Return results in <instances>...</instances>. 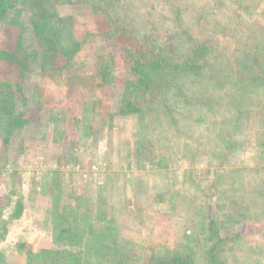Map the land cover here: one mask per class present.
I'll list each match as a JSON object with an SVG mask.
<instances>
[{
  "label": "rangeland",
  "instance_id": "1",
  "mask_svg": "<svg viewBox=\"0 0 264 264\" xmlns=\"http://www.w3.org/2000/svg\"><path fill=\"white\" fill-rule=\"evenodd\" d=\"M43 3L82 49L28 6L0 21L32 55L26 106L0 60V264H264V0ZM130 58L202 69L147 84Z\"/></svg>",
  "mask_w": 264,
  "mask_h": 264
},
{
  "label": "trees",
  "instance_id": "2",
  "mask_svg": "<svg viewBox=\"0 0 264 264\" xmlns=\"http://www.w3.org/2000/svg\"><path fill=\"white\" fill-rule=\"evenodd\" d=\"M30 7L34 10L35 15L33 17V25L34 29L39 33V35L47 41L51 47L49 52H59L62 53L66 57H72L75 54H78L82 45L80 43L72 42L69 47L63 45L60 34L61 32V23L66 22L65 19L61 18L53 9H47L44 7L43 0H0V21H3L10 13H14L16 17H21L23 15L24 7ZM12 23L16 26L19 25V18L14 19ZM32 55L29 50L24 46V38L23 36H19V39L15 45V48L11 52H2L0 51V60H3L7 63H10L15 69H17V81L14 88L15 99L18 100L23 106H26L29 102L28 96L25 94L23 89V82L26 78L27 73L30 72V59ZM47 59V58H46ZM131 60V69L140 78L145 81L147 84L156 83V81L162 75H165L166 72L171 69L172 74H181L182 71L186 70H198L200 71L202 67L195 66L193 61L185 62L183 64L171 63L169 60H143V59H135L130 58ZM195 74H199V72H195ZM122 116H137L145 114L144 110L135 103H129L125 106V108L121 111ZM14 122L22 127L26 124V121L22 116H18L14 118ZM22 206H20L16 212L15 217H20L22 214ZM100 250V249H99ZM103 252V249L100 250ZM216 249L212 250V260L215 263H218L217 257L215 255ZM55 255L57 259L53 260L55 264H66L62 260H65L70 257H73L74 261L69 264H82L81 260L74 256L73 254L66 252H56ZM118 255H122V253H118ZM62 256L64 258H60ZM172 262L176 264H189L186 260L174 258ZM122 264H127L126 261L122 262ZM159 264V263H156Z\"/></svg>",
  "mask_w": 264,
  "mask_h": 264
}]
</instances>
